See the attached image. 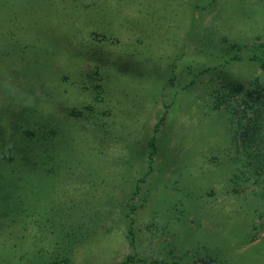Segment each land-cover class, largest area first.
Instances as JSON below:
<instances>
[{
  "label": "rangeland",
  "instance_id": "1",
  "mask_svg": "<svg viewBox=\"0 0 264 264\" xmlns=\"http://www.w3.org/2000/svg\"><path fill=\"white\" fill-rule=\"evenodd\" d=\"M264 0H0V264H264Z\"/></svg>",
  "mask_w": 264,
  "mask_h": 264
},
{
  "label": "trees",
  "instance_id": "2",
  "mask_svg": "<svg viewBox=\"0 0 264 264\" xmlns=\"http://www.w3.org/2000/svg\"><path fill=\"white\" fill-rule=\"evenodd\" d=\"M263 66H264V64H263Z\"/></svg>",
  "mask_w": 264,
  "mask_h": 264
}]
</instances>
